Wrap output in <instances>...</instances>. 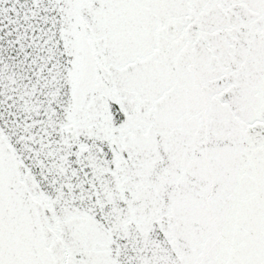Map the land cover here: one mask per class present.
<instances>
[{"label":"snow or ice","instance_id":"obj_1","mask_svg":"<svg viewBox=\"0 0 264 264\" xmlns=\"http://www.w3.org/2000/svg\"><path fill=\"white\" fill-rule=\"evenodd\" d=\"M0 264H264V0H0Z\"/></svg>","mask_w":264,"mask_h":264}]
</instances>
